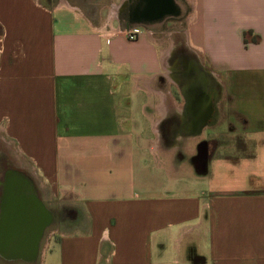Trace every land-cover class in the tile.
I'll return each mask as SVG.
<instances>
[{"label":"crops","instance_id":"0c3cea01","mask_svg":"<svg viewBox=\"0 0 264 264\" xmlns=\"http://www.w3.org/2000/svg\"><path fill=\"white\" fill-rule=\"evenodd\" d=\"M174 2L0 0V175L56 223L38 264H264V0Z\"/></svg>","mask_w":264,"mask_h":264},{"label":"flooded vegetation","instance_id":"af4514ba","mask_svg":"<svg viewBox=\"0 0 264 264\" xmlns=\"http://www.w3.org/2000/svg\"><path fill=\"white\" fill-rule=\"evenodd\" d=\"M16 170L8 168L0 175V264H38L45 233L53 222L45 223L30 204L23 208L24 199L12 201L11 192L18 194L22 187Z\"/></svg>","mask_w":264,"mask_h":264},{"label":"water","instance_id":"95a60500","mask_svg":"<svg viewBox=\"0 0 264 264\" xmlns=\"http://www.w3.org/2000/svg\"><path fill=\"white\" fill-rule=\"evenodd\" d=\"M144 3V5H139L135 12V19L138 22H143L141 20L159 21L162 20L165 16L177 15L178 12L174 0H144ZM29 200L31 202L23 200L21 202L22 207L28 209L30 207H28V204L34 206L41 219L45 223H48L50 216L46 212L43 204L34 198ZM31 256H33V254Z\"/></svg>","mask_w":264,"mask_h":264},{"label":"rangeland","instance_id":"374dc122","mask_svg":"<svg viewBox=\"0 0 264 264\" xmlns=\"http://www.w3.org/2000/svg\"><path fill=\"white\" fill-rule=\"evenodd\" d=\"M46 208L48 209V205H47V203H46ZM56 225V223L55 224H53L52 226H50V228L47 230V232L45 233V237H44V239H43V242H42V245H41V247L42 246H44L43 244H45V242L47 241V238H48V236H49V231L51 230V228H53L54 226ZM173 244H174V242H169V244H168V248H169V252H168V254H167V260L169 261V264H179L178 262H181V259H180V257L178 256V254L175 252V251H173V250H171L170 248H173ZM176 245H177V243H176ZM101 264H103V263H101Z\"/></svg>","mask_w":264,"mask_h":264},{"label":"built area","instance_id":"2783aa9c","mask_svg":"<svg viewBox=\"0 0 264 264\" xmlns=\"http://www.w3.org/2000/svg\"><path fill=\"white\" fill-rule=\"evenodd\" d=\"M143 30L138 27H132L125 30H119V34H123L127 37L129 41H136L140 38V35L142 34Z\"/></svg>","mask_w":264,"mask_h":264},{"label":"bare ground","instance_id":"6f19581e","mask_svg":"<svg viewBox=\"0 0 264 264\" xmlns=\"http://www.w3.org/2000/svg\"><path fill=\"white\" fill-rule=\"evenodd\" d=\"M178 8V7H177ZM174 71V70H173ZM219 82V81H218ZM223 83V82H222ZM214 87V86H213Z\"/></svg>","mask_w":264,"mask_h":264}]
</instances>
